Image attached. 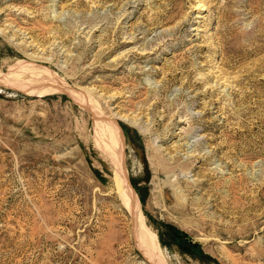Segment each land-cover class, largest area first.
I'll list each match as a JSON object with an SVG mask.
<instances>
[{
  "label": "rangeland",
  "instance_id": "1",
  "mask_svg": "<svg viewBox=\"0 0 264 264\" xmlns=\"http://www.w3.org/2000/svg\"><path fill=\"white\" fill-rule=\"evenodd\" d=\"M0 264H264V0H0Z\"/></svg>",
  "mask_w": 264,
  "mask_h": 264
},
{
  "label": "bare ground",
  "instance_id": "2",
  "mask_svg": "<svg viewBox=\"0 0 264 264\" xmlns=\"http://www.w3.org/2000/svg\"><path fill=\"white\" fill-rule=\"evenodd\" d=\"M114 145H115V144H114ZM117 148H118V147H117ZM112 149H113V147H112ZM112 149H111V150H112ZM114 150H115V149H114ZM117 153H118V151H117ZM123 171H124V170H123ZM126 179H127V178H126ZM124 182H125V181H124ZM125 186H126V185H125ZM129 187H130V186H129ZM129 191H130V188H129ZM130 194H131V193H130ZM132 196H133V195H132ZM132 196H129V197L132 198ZM135 199H136V198H135ZM131 200H132V199H131ZM132 201H133V200H132ZM137 201H138V200H137ZM137 201H136V202H137ZM132 203H133V202H132ZM135 205H136V204H135ZM137 206H138V204H137ZM134 207H135V206H134ZM137 217H138V216H137Z\"/></svg>",
  "mask_w": 264,
  "mask_h": 264
}]
</instances>
